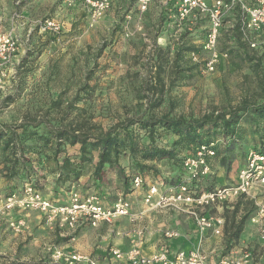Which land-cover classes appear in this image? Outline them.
I'll return each instance as SVG.
<instances>
[{"label":"rangeland","instance_id":"374dc122","mask_svg":"<svg viewBox=\"0 0 264 264\" xmlns=\"http://www.w3.org/2000/svg\"><path fill=\"white\" fill-rule=\"evenodd\" d=\"M218 1L231 2L203 0L204 10L185 0H95L93 5L85 0H0V30L12 38L16 48L6 59L0 56V130L23 126L26 136L38 137L28 140L25 149L21 150L27 161L26 170L22 169L12 180L5 179L0 173V205L10 193L23 196L28 185H33L56 206L71 205L75 198L84 202L95 197L107 211L112 210L121 198L125 199L131 189L137 190L133 187L137 176L157 186L159 194L168 196L174 194L171 189H177L175 186L179 187L183 182H189L191 191L198 194L237 185L240 172L247 164L246 155L248 157L250 151H257L255 148L260 146L252 135L255 128L252 117L241 122V128L249 132L246 139L249 149L243 151L241 147H235L231 155L215 156L210 165L216 172L211 168L207 178L204 176L196 181L188 180L182 161L196 154L197 142L188 139L175 148L173 144L180 135L158 130L156 146L175 148L178 159L151 161L143 160L140 155L138 158L121 155L120 164L111 169L108 178L124 166L132 184L124 195L116 196L120 199L112 208H105L98 191L81 181L85 173L92 171L93 163H82L86 166L84 174L75 182L59 179L58 168L67 156L72 162L79 161V144L61 143V154L55 160V141L46 147L43 140L45 132L54 130L55 124L62 120L95 134L108 131L123 121L145 119L151 115L170 114L195 120L208 114L228 113L244 100L262 103L264 78L254 69L260 60L264 69V51L252 48L243 35L242 7L240 11L237 7L220 10L221 26L214 36L213 13ZM236 10L240 15L238 18ZM47 19L55 20L58 26L55 34L40 30V25ZM233 20L240 26L241 41L237 36L227 37V28H232ZM7 48L4 43L0 44L1 52H6ZM214 58L218 59L211 69L208 64ZM159 64L164 69L165 91L159 108H152L151 104L160 95L148 92L147 88L160 87L154 78ZM132 131L138 136V145H147L149 138L145 129L135 125ZM220 132L216 129L212 134L215 148L217 144L227 142ZM4 140H0V153ZM97 155L95 152L93 162ZM138 162L148 166L139 174L135 167ZM119 174L117 185L124 182V177ZM108 178L106 182L113 188L115 177L110 181ZM217 179L224 181L219 185ZM147 186L143 181L141 189L146 191ZM113 196L110 193L106 198L111 201ZM246 197L243 210L256 209L253 217H258L259 210L264 208V184L255 186ZM237 200L234 198L207 211L215 215L218 207L234 205ZM119 218L122 217L112 222L101 221L97 227L80 224L72 228L67 222L51 219L40 210L16 209L0 221V264H66L55 259L58 251L85 253L59 247L55 244L58 241L55 231L68 230L69 236H59L67 243L68 237L75 239L83 229L99 228L102 222L113 225ZM19 219L25 221V228L16 232L11 223ZM246 226H249L252 244L241 248L239 253L236 251L232 257L242 261L249 254L248 263H256L264 256V218L251 220L250 224L246 222ZM34 239H39L45 246L39 250L27 249L25 245L33 244ZM228 254L227 249L220 253L221 256Z\"/></svg>","mask_w":264,"mask_h":264},{"label":"built area","instance_id":"2783aa9c","mask_svg":"<svg viewBox=\"0 0 264 264\" xmlns=\"http://www.w3.org/2000/svg\"><path fill=\"white\" fill-rule=\"evenodd\" d=\"M87 4L93 5L95 0H85ZM194 6L206 9L203 0H185ZM241 4L244 16L241 20V30L244 36L250 42L252 48H258L259 44L255 38H261L264 35V0H253L250 4L244 3L243 0H231L230 4L218 1L215 13L214 36L218 32L221 21L219 19L220 10L225 7L233 8ZM42 32L54 33L58 30L55 20L47 19L40 25ZM7 46L6 52L0 51L3 59L8 54L15 51V42L9 35L3 34L0 30V44ZM264 44V38H263ZM218 58H214L209 62L208 66L214 69V64ZM216 156L215 144L204 145L197 149L194 156H188L182 161V165L186 170L189 181H196L211 173L210 160ZM141 176L135 177L133 187L141 188L143 185ZM264 184V153L250 151L247 157V164L240 172V181L235 186L216 188L212 191L202 192L200 194L192 192L189 182H183L178 192L168 196L159 194L158 187H151L146 195L145 204L150 209H159L164 207H174L180 212L187 213L193 219L197 229L201 233L211 231L215 235H222L225 226V219L222 216L211 215L207 210L213 206L223 205L229 200L239 198L242 195H249L250 191L257 185ZM156 196L158 197L156 199ZM19 209L40 210L45 214H49L51 219H61L67 222L72 228L80 224H90L97 227L101 221L112 222L118 217L128 216L130 213V203L125 199H120L112 210L103 209L97 200L92 197L84 202H80L75 198L73 203L68 206H56L50 199L45 198L39 190L33 185H28L23 196L13 195L0 205V221L12 211ZM259 217L264 218V208L259 210ZM256 221V220H254ZM11 227L16 232H21L25 228V221L19 219L11 223ZM139 232V236H142ZM167 238H178L179 233L169 231L166 233ZM264 239V236H263ZM114 258L117 260L127 259L131 264H209L204 254L198 251H177L173 252L167 245H163L155 254L145 256L142 254L139 242L133 241L132 248L128 253H123L119 249H112ZM249 254L245 256V260H237L233 257H225L214 264H247ZM57 261H63L66 264H98L95 259L90 256L64 253L58 251L55 255Z\"/></svg>","mask_w":264,"mask_h":264},{"label":"trees","instance_id":"16d2710c","mask_svg":"<svg viewBox=\"0 0 264 264\" xmlns=\"http://www.w3.org/2000/svg\"><path fill=\"white\" fill-rule=\"evenodd\" d=\"M237 10L240 11V7H237ZM237 10L236 17L238 18L240 15ZM238 22L240 23V19H238ZM238 22L237 25L240 34L239 36L237 34V39L241 41L242 34L239 30L240 26ZM262 57H264V55ZM260 62L261 60L255 65L256 69L261 68ZM163 70V67L159 64L154 73V78L160 87L150 86L147 88L148 92H152L154 95H160L157 101L151 104L152 108H159L163 102V94L165 91L163 87L164 79L162 77ZM229 111L228 113L208 114L201 119L195 120H186L184 117H174L170 114H165L161 117L151 115L145 119L139 118L138 120L131 119L123 121L121 124L108 131H101L95 134L89 133L87 130L85 131L82 126L74 125L73 123H65V120H62L55 124V127H53L54 130L51 129L49 132H45L43 140L46 143V147H48L52 141H55V160L58 158L59 154H61V143L66 142L71 145L79 144L81 146V157L78 162H72L69 156H67L64 163L58 168L60 171L59 179L64 182H75L82 177L84 174L83 169L86 167L82 164L83 162L93 163V167L95 168L94 177L102 181L109 169H113L120 164L119 157L121 155H129L131 158L140 155L143 160L148 159L151 161H174L178 159V152L175 148L179 147L182 142L185 143L186 140L191 139L197 142V149L204 145H210L215 142L212 134L215 133L216 129H219L221 131L220 134L227 138L224 149L219 145L216 146V157H221L223 154L231 155L234 153V148L237 144L244 142L248 135L247 133H249L241 128V122L248 121V117L255 119V128L252 133L257 134L258 143H260V146H257L255 149L264 153V102L261 104H252L249 100H244L242 104ZM135 125L146 130L149 138L147 145L137 144L138 136L132 131ZM23 128V126H19L9 131L0 130V140L5 139L3 142V150L0 153L1 156H3L0 158V164L3 165V167L0 168V173L7 180H12L21 173L22 169H27V161L26 158H24V152L22 153L21 150L25 149V143L28 142V140L38 138L37 136H26L25 133H23L25 132ZM158 130L180 135L179 140L173 144L175 147L174 149L169 150L156 146ZM30 134L35 135L38 133ZM95 152H97L99 159L96 165H94L93 162ZM135 167L138 168L139 171L137 174H139L140 171L146 170L148 166L138 162ZM118 173H120L119 175L121 177H124L123 183L126 190L129 191L132 180H129L124 167L119 168ZM13 195L15 194L10 193L8 197ZM246 199L248 198L242 195L234 205H231L232 208L225 209V236L231 243L238 242L246 222L256 212L254 211L256 209L247 210V212L243 210L244 200ZM241 212L244 214L242 213L241 215Z\"/></svg>","mask_w":264,"mask_h":264},{"label":"crops","instance_id":"0c3cea01","mask_svg":"<svg viewBox=\"0 0 264 264\" xmlns=\"http://www.w3.org/2000/svg\"><path fill=\"white\" fill-rule=\"evenodd\" d=\"M247 1L252 2V0H246L244 2L249 3ZM236 7H241V5L240 6L236 5ZM234 21L235 20H233L230 26L232 28L235 27L233 30L232 28L231 29L227 28L229 27V25L226 26L227 28L226 33H229L228 34L229 36H227L229 39L235 38L237 34L238 36L240 34L238 31L237 21H235V23ZM260 37L262 39H259L257 37L255 38V40L259 44L258 45L259 47L257 49H262L264 51V44H263L264 35ZM254 70L256 71L257 74L260 75L263 74V78H264L263 68H260L259 70L258 69H254ZM252 135L256 137V139H258L256 133H252ZM246 139L244 142H240L241 144L237 145L236 148L241 147L243 151H247L249 147H247ZM225 145L226 143H222L219 146L223 147L224 149ZM216 158L214 159V162H216ZM98 160L99 159L97 155L94 165H96ZM125 165L128 166L129 164L126 163ZM214 168L215 167L212 166V169L216 172ZM94 172H95V168L93 167L92 171L84 174L81 181L87 184L86 185L87 187L91 186L92 189L94 188L96 189V191H98L99 195L101 196V200H102L101 203L105 208H112L114 204L118 201V199H120V197H116V196L124 195L125 192L127 191L125 185L123 181L122 183L120 182V185H117L116 183L118 181L117 172L115 174H112L115 177L116 185L112 188L110 187L109 184H107L106 177L108 178L109 176L108 174H110L111 169H109L106 172L105 177L102 181L94 177ZM112 177L108 178L109 181L110 179H112ZM144 181L148 185L146 191H143V189L141 188H138L137 190L134 191L131 189V193H127L125 195V200L129 201L131 204L129 216L119 218L115 223H113V225H109L105 222H102L99 228L83 229L82 232L80 231L78 233L75 239L71 240L70 237H68L67 243H63L64 242L63 240L66 239L59 238V236H65V235L69 236L70 232L68 230L63 231L62 229L61 230L63 232H58L57 230V232L55 231V235L58 237V241H56L55 244H57L59 247L62 246L63 248H69L73 252L74 250L75 251L80 250L82 251L81 253H85L83 255L92 257L97 261L98 264H131L127 259L117 260L116 258H114L111 251L112 249H119L123 253H128L132 248L133 241L136 242V240L139 242L140 250L142 254L145 256H151L155 254L163 245H167L169 249L173 252H177L180 250L186 252H191V251L201 252L202 254L205 255V257L207 258V262L209 264H214L225 257H232L236 251H237L236 253H239L241 248H248L249 246H251L252 240L248 236L249 226L248 227L246 226L244 228L240 236V239L238 240L237 243L235 242L231 243L225 236L226 226H224L223 234L220 236H215L211 231L201 234L197 229L193 219L187 213L180 212L172 206L159 208V209H150L145 204V198L148 190L155 185H153L152 182H148L147 180ZM217 181L218 184L221 185L224 179L223 180L217 179ZM175 187L177 189L175 190L171 189V191H174L173 193L178 192L179 187L178 186ZM110 193H113V195H115L113 196V200L111 201L106 198V195H110ZM157 198L158 197L156 196V199ZM226 208H232V207L231 205L227 207H223V206L218 207L217 212L215 213V216L224 217L225 225H226V218L224 213ZM253 216L254 215H252L248 219L247 221L248 224H250L251 220L253 222L254 220L257 221V219H259V216L258 217L257 215L255 217ZM169 231L178 232L179 237L171 238V239L167 238L166 233ZM139 232L143 233L142 236L138 235ZM221 237L222 239H220ZM41 242L42 241H40L39 239H34L33 244H27L25 245V247L27 249L30 247L31 249L39 250L45 246V244ZM225 249H227V251H229L230 254H228L227 256H221L220 253L222 251H225ZM247 264H264V256L256 263L252 261V263H247Z\"/></svg>","mask_w":264,"mask_h":264}]
</instances>
